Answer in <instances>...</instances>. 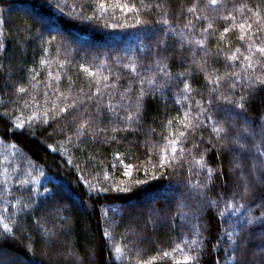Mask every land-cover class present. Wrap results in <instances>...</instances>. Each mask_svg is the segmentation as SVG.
Masks as SVG:
<instances>
[{
  "label": "trees",
  "instance_id": "obj_1",
  "mask_svg": "<svg viewBox=\"0 0 264 264\" xmlns=\"http://www.w3.org/2000/svg\"><path fill=\"white\" fill-rule=\"evenodd\" d=\"M257 29L264 0H0V264H264Z\"/></svg>",
  "mask_w": 264,
  "mask_h": 264
},
{
  "label": "snow or ice",
  "instance_id": "obj_2",
  "mask_svg": "<svg viewBox=\"0 0 264 264\" xmlns=\"http://www.w3.org/2000/svg\"><path fill=\"white\" fill-rule=\"evenodd\" d=\"M217 2H218V0H209V4L212 5V6L217 5ZM100 8L103 9V8H104V5L101 4V5H100ZM189 11H190V12L195 11V6H194L193 8H190ZM257 15H258V13H257ZM233 19H234V17H233ZM246 26H247L248 29H251V28H252V24L247 23V22H245V23H241V24L239 25L240 29H242V30L245 29ZM209 27H211V25H209ZM224 31H225V32H228V28H225ZM261 32H264V29H257V31L253 33V37H254V39H261V36L259 35V33H261ZM240 39H241V40H244V39H245V35L242 34V35L240 36ZM197 43H198V44H202L203 41H198ZM246 50H247L248 52L251 53V52H252V46L249 45V46L247 47ZM237 51H239V49H237ZM256 51L259 52V53L261 54L262 58H264V46H257V47H256ZM244 59L247 60V61H249V67H252V63H251V58H250V56H245ZM149 82L151 83V81H149ZM219 82H220V81L217 80L215 83L219 84ZM254 83H258V84L264 85V79H262L261 77H256L255 80H254ZM185 89H188V85H187V84H185ZM19 91H20V92H23L24 89H23V88H20ZM223 98H224V99H227V97H223ZM241 99H243V98H241ZM209 103H211V101H209ZM61 111H66V109H61ZM208 119H211V117H208ZM127 120H128L129 122L132 120L131 115H129V116L127 117ZM81 127H83V124H81ZM213 130H214V132L216 133L217 137H220V136H221V133H224V132H225V129H224L223 127L215 126V125H214ZM112 131L115 132V131H117V129L114 127V128L112 129ZM181 135H183V133H181ZM113 139H115V137H113ZM174 143H175L174 141H169V144H174ZM241 147H242V146H241ZM257 151H258V154H259L260 157H264V151H261L260 149H257ZM172 153H173V154L176 153V148H175V147H172ZM201 159H202V157H201ZM166 162H167V161H166V157H162V159L159 161L158 165H154V167H164V165H165ZM197 163H199V162H197ZM125 166H126V167H131V165H125ZM255 167H256V166L254 165V168H255ZM259 167H260L261 169H264V159H260ZM253 174H255V173H253ZM125 175H130V173H127V172H126ZM246 187H247V186H246ZM210 203H215V201H210ZM249 223H251V221H249ZM39 227H42V225H39V224H38V228H39ZM116 250L119 251L120 249L117 248ZM164 255L167 256V253H164ZM187 259H188V258L185 257V261H187Z\"/></svg>",
  "mask_w": 264,
  "mask_h": 264
},
{
  "label": "rangeland",
  "instance_id": "obj_3",
  "mask_svg": "<svg viewBox=\"0 0 264 264\" xmlns=\"http://www.w3.org/2000/svg\"><path fill=\"white\" fill-rule=\"evenodd\" d=\"M22 11H24L25 9H21ZM74 45L78 48V47H81V43L79 42H74ZM163 195V193H161ZM164 196V195H163ZM158 200H163L162 197H159L157 199H154V198H149V199H145L144 202H142L143 204H145V206H148V205H151L153 203H156ZM160 221H164V220H161L159 219L158 222ZM49 247V246H48Z\"/></svg>",
  "mask_w": 264,
  "mask_h": 264
}]
</instances>
